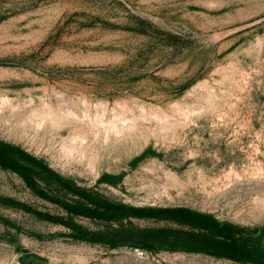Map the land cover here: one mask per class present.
<instances>
[{
    "label": "rangeland",
    "instance_id": "1",
    "mask_svg": "<svg viewBox=\"0 0 264 264\" xmlns=\"http://www.w3.org/2000/svg\"><path fill=\"white\" fill-rule=\"evenodd\" d=\"M0 264H264V0H0Z\"/></svg>",
    "mask_w": 264,
    "mask_h": 264
}]
</instances>
